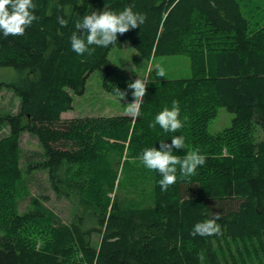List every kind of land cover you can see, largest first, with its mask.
<instances>
[{
    "label": "trees",
    "instance_id": "16d2710c",
    "mask_svg": "<svg viewBox=\"0 0 264 264\" xmlns=\"http://www.w3.org/2000/svg\"><path fill=\"white\" fill-rule=\"evenodd\" d=\"M34 3L38 20L25 34L0 37V69L14 76L0 83V91L20 100L16 113L0 111V132H8L0 139V264H264V25L252 30L238 0ZM128 6L145 15L142 25L117 33L108 48L89 46L95 48L91 55L72 51L77 20ZM125 41L150 58L187 54L193 75L147 83L136 119L64 120L73 93L83 95L96 70L106 73L107 91H134L132 82L106 81L115 72L109 54ZM210 55L215 75L207 71ZM173 101L183 126L175 132L153 127ZM222 107L235 115L233 123L211 134L209 124ZM26 133L42 148V159L30 169L46 172L57 197L71 203L69 223L35 197L30 210H19ZM181 135L184 147L172 154L182 160L198 151L205 164L190 176L177 165L176 182L161 191L162 175L140 157ZM217 215V233L192 234L194 225Z\"/></svg>",
    "mask_w": 264,
    "mask_h": 264
},
{
    "label": "rangeland",
    "instance_id": "374dc122",
    "mask_svg": "<svg viewBox=\"0 0 264 264\" xmlns=\"http://www.w3.org/2000/svg\"><path fill=\"white\" fill-rule=\"evenodd\" d=\"M238 1L242 6L244 16L249 19L252 25V30L256 31L262 27L264 25V0ZM109 59L115 69V72L106 80L110 85L133 83L139 78L145 79L146 84H158L163 80L187 79L193 75L192 62L189 55H157L150 58L144 56L129 41H125L121 46L114 47L109 54ZM215 59V56L210 55L206 62L207 71L210 75L216 74ZM157 65L165 69L164 77L156 74ZM105 74L103 70H96L87 80L85 93L83 95H75L73 93V108L62 115L64 120L115 116L135 117L134 114L126 111L129 104L135 101V97L132 95L134 91L119 95L107 91L104 83ZM8 77H14L11 70L0 69V83ZM140 101L141 98H137L139 105ZM19 102L20 100L12 91L7 89L0 91L1 112L16 113L19 109ZM234 117L235 115L227 108H220L217 117L209 124V132L215 135L228 129L231 127ZM7 133L6 129L1 131L0 139L4 138ZM260 133L258 132L257 137H259ZM21 154L24 184L18 190L19 195L16 201L20 212L23 213L30 210L32 208L31 199L35 197L42 201L43 206L55 212L63 222L69 223L73 217L71 203L57 197L50 186L46 172L38 171L36 168L30 169L31 164H37L42 159V148L36 137L28 133L23 135ZM99 241L100 237L95 235L94 243L98 244Z\"/></svg>",
    "mask_w": 264,
    "mask_h": 264
},
{
    "label": "clouds",
    "instance_id": "9594fccd",
    "mask_svg": "<svg viewBox=\"0 0 264 264\" xmlns=\"http://www.w3.org/2000/svg\"><path fill=\"white\" fill-rule=\"evenodd\" d=\"M36 4L34 0H0V37L22 36L25 34L26 28L38 20L35 14ZM145 22V15L141 12L134 11L132 6L125 7L123 11L116 13L108 9H104L99 14L91 12L76 21L75 31L70 37L71 49L77 55H83L86 52L91 55L95 48L89 46L95 45L102 48H108L117 41V33L123 34L127 30L137 28ZM61 26L66 24L65 19L58 18ZM78 29L85 30L83 34H78ZM86 34V36L84 35ZM157 75L165 76V69L159 65L156 67ZM130 89H134L132 95L135 101L130 103L126 111L134 114L135 117L141 115L140 105L137 98H143L146 95L147 86L145 79H137L128 85ZM116 93L121 91L116 88ZM180 108L177 101L172 102L171 108L164 107L155 116V124H158L165 132H175L180 129L182 121L179 119ZM185 138L181 136H173L171 144L161 142L159 150L156 147L146 148L140 157L144 166L151 170H157L162 179L159 180L161 191H166L168 187L176 182L177 165L179 171L190 176L195 173L198 166L205 164V156L198 151H192L180 159L173 155V150H179L184 147ZM215 219L205 220L194 225L193 235H211L219 231V225Z\"/></svg>",
    "mask_w": 264,
    "mask_h": 264
}]
</instances>
